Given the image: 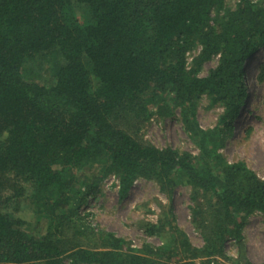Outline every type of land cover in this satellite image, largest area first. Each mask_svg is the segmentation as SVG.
I'll return each instance as SVG.
<instances>
[{
    "label": "trees",
    "instance_id": "obj_1",
    "mask_svg": "<svg viewBox=\"0 0 264 264\" xmlns=\"http://www.w3.org/2000/svg\"><path fill=\"white\" fill-rule=\"evenodd\" d=\"M261 48L264 3L252 0H0V264H217L229 239L251 264L242 230L264 213V178L219 150L246 102V62ZM202 96L222 109L213 128L198 125ZM177 108L197 155L143 139L154 115ZM110 176L120 199L138 179L169 196L189 186L202 247L170 209L146 225L159 246L134 248L92 226L81 208ZM20 199L44 221L42 234L7 211Z\"/></svg>",
    "mask_w": 264,
    "mask_h": 264
},
{
    "label": "rangeland",
    "instance_id": "obj_2",
    "mask_svg": "<svg viewBox=\"0 0 264 264\" xmlns=\"http://www.w3.org/2000/svg\"><path fill=\"white\" fill-rule=\"evenodd\" d=\"M226 1L233 6L237 0ZM252 1L264 3V0ZM198 52L199 48L188 53L189 68ZM254 54L247 60L243 76L247 93L245 105L234 121V133L226 139L219 151L228 162L244 161L258 177L264 178V75L261 80L258 79V68L264 65V48L256 50ZM216 63V57L203 63L198 75H206ZM44 73L42 79L49 82L48 71ZM221 112L222 109L212 107L208 98L202 96L197 102L198 125L203 129L213 128ZM141 134L146 142L158 148L172 147L194 155L198 153L197 146L183 127L178 108L165 118L154 115L142 128ZM24 202L23 199L14 200L7 211L24 220V227L28 230L37 235L42 234L45 229L44 221L38 223L35 213ZM193 205L189 186L180 185L169 196L154 181L146 179H138L129 195L120 199L118 180L110 176L100 182L98 191L87 198L81 211L86 214L87 220H91L92 226L113 232L128 240L132 247L140 248L145 243L154 246L162 244L160 236L147 233L146 225L156 224L163 210L167 215L170 209L173 224L187 236L193 246L202 247V236L191 222L190 209ZM242 234L243 251L247 260L251 264H264V213L250 215ZM224 251L225 257L218 258L217 264H245L234 240H228Z\"/></svg>",
    "mask_w": 264,
    "mask_h": 264
}]
</instances>
